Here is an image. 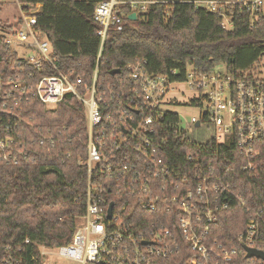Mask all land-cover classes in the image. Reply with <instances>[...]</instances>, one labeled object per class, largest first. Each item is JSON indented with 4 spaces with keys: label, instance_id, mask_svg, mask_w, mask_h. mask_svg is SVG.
Returning <instances> with one entry per match:
<instances>
[{
    "label": "built area",
    "instance_id": "2783aa9c",
    "mask_svg": "<svg viewBox=\"0 0 264 264\" xmlns=\"http://www.w3.org/2000/svg\"><path fill=\"white\" fill-rule=\"evenodd\" d=\"M154 2L102 0L95 6L93 19L100 25V43L90 84L75 75L73 68H59L47 37L36 27L39 6L29 10L20 6L18 28L0 29V36L10 46L26 47L29 52L19 56L39 73L35 76L29 71L22 77L20 69L6 81L0 77V114L7 107L5 90L14 84L23 91H33L48 108L72 94L84 106L87 118L86 156L77 161L87 168L85 212L76 218L67 244L38 245L39 264H46L52 257L70 264H264L261 258L247 257L246 250L264 252V205L246 207L249 217L234 244L210 240L219 213L231 201L245 207L244 200L214 174L210 165L202 174L195 167L192 176L182 167L175 169L160 153L164 141L155 140L160 113H176L168 107L182 105L176 96L180 93L184 97L186 86L203 91L187 102L200 108L199 115L191 116L187 124L208 125L217 143H233L243 160L241 169L253 173L264 166L260 161L264 153V147H260L264 143V78L254 71L226 69L196 75L188 68L186 76L180 78V72L173 68L168 74L156 75L147 71L144 61L126 66L124 77L130 82L127 88L113 90L97 82L107 31L123 28L124 15L118 5L127 4L131 13L137 14ZM192 2L221 15L224 28L231 27V9L248 12L253 19L264 13V0ZM177 125L186 129L179 116ZM12 143V138L0 139V147L13 150ZM8 156L16 163L11 153ZM188 159L199 161L191 154ZM30 262L37 264V256L31 255ZM4 264L24 261L9 255Z\"/></svg>",
    "mask_w": 264,
    "mask_h": 264
},
{
    "label": "trees",
    "instance_id": "16d2710c",
    "mask_svg": "<svg viewBox=\"0 0 264 264\" xmlns=\"http://www.w3.org/2000/svg\"><path fill=\"white\" fill-rule=\"evenodd\" d=\"M101 1L17 0L25 10L39 6L36 27L47 37L59 68H73L74 74L88 84L100 43V25L94 21L93 11ZM154 1L135 19L128 18L129 5H118L124 24L120 31H107L98 63L97 82L102 87H129L124 76L130 63L145 61L147 71L156 75L175 68L181 78L188 68L196 75L211 73L218 63L228 71L251 72L264 55V13L253 19L248 12L231 9V27L224 28L221 15L208 12L194 0ZM19 24V18L13 23L0 20V29L12 31ZM117 68L121 74L111 75L110 71ZM20 69L22 77L29 71L39 74L0 36V77L6 81ZM5 91L8 98L0 114V139L12 138L15 147H0V264L9 255L32 264L33 254L39 264L38 245L67 244L76 218L85 212L87 168L77 161L86 156L87 118L84 106L72 94L48 108L33 91H23L14 84ZM159 117L155 140L164 141L160 153L175 169L182 167L192 176L195 167L202 174L210 165L214 174L244 200L245 207L231 201L209 234L210 240L234 244L249 217L247 208L264 205V166L251 174L245 172L233 143H217L212 136L205 141L194 140L177 125L176 113H160ZM202 127L209 128L204 124L193 128ZM190 154L199 161L190 162ZM260 161L264 162V153Z\"/></svg>",
    "mask_w": 264,
    "mask_h": 264
},
{
    "label": "rangeland",
    "instance_id": "374dc122",
    "mask_svg": "<svg viewBox=\"0 0 264 264\" xmlns=\"http://www.w3.org/2000/svg\"><path fill=\"white\" fill-rule=\"evenodd\" d=\"M20 4L17 0H0V20L9 21L11 23L14 20L18 19L20 16ZM12 50L17 52L18 54H22L24 52H29L25 46L20 44H14L11 46ZM225 66L222 63H218L215 65L214 70L216 71H225ZM252 71H254L258 76L264 78V55L261 56L259 61L254 64ZM203 91H192L188 86L184 88V97L179 93L176 98L182 100V105H170L168 108L178 113L181 126L185 127L190 137L194 140L205 141L212 136V129L209 128H200L199 130L194 129L192 126L187 124L188 119L191 116H198L200 112V108L190 106L187 102L190 98L197 96ZM188 105H187V104ZM46 264H70L66 260H58L54 257L50 258L48 261H45Z\"/></svg>",
    "mask_w": 264,
    "mask_h": 264
},
{
    "label": "water",
    "instance_id": "95a60500",
    "mask_svg": "<svg viewBox=\"0 0 264 264\" xmlns=\"http://www.w3.org/2000/svg\"><path fill=\"white\" fill-rule=\"evenodd\" d=\"M135 18H136V13L132 12L129 15V19H135ZM120 72H121V70L117 68V69L111 70L110 74L111 75H116V74H120ZM195 126L197 127L198 123H196ZM111 207H112V205H110V207L108 209L109 216H110V213H111ZM246 250H247V257L255 256V257H258V258H261V259L264 260V252H262L260 250H257V249H254V248H246Z\"/></svg>",
    "mask_w": 264,
    "mask_h": 264
},
{
    "label": "crops",
    "instance_id": "0c3cea01",
    "mask_svg": "<svg viewBox=\"0 0 264 264\" xmlns=\"http://www.w3.org/2000/svg\"><path fill=\"white\" fill-rule=\"evenodd\" d=\"M19 6H21V5H19ZM20 8V7H19Z\"/></svg>",
    "mask_w": 264,
    "mask_h": 264
}]
</instances>
